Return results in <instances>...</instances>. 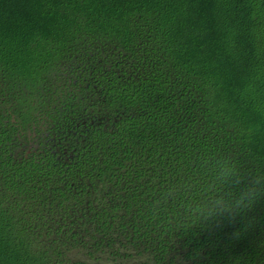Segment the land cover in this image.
Wrapping results in <instances>:
<instances>
[{"label":"trees","instance_id":"obj_1","mask_svg":"<svg viewBox=\"0 0 264 264\" xmlns=\"http://www.w3.org/2000/svg\"><path fill=\"white\" fill-rule=\"evenodd\" d=\"M0 264H264V0H0Z\"/></svg>","mask_w":264,"mask_h":264}]
</instances>
